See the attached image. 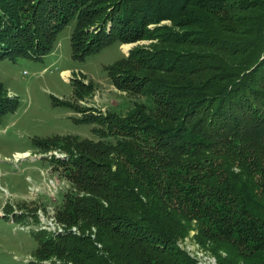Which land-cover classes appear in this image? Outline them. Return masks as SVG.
Returning a JSON list of instances; mask_svg holds the SVG:
<instances>
[{
  "label": "trees",
  "instance_id": "1",
  "mask_svg": "<svg viewBox=\"0 0 264 264\" xmlns=\"http://www.w3.org/2000/svg\"><path fill=\"white\" fill-rule=\"evenodd\" d=\"M29 1L19 24L17 7L0 0V59L50 52L73 20L72 50L83 57L120 38L87 37L86 26L100 22L97 6L112 0ZM128 2L116 13L124 28L132 17L135 25L170 19L187 30L171 43L188 48L157 51L146 68L139 58L116 61L108 75L125 65L139 76L114 80L137 97L129 109L87 115L95 139L53 137L74 152L57 162L71 187L59 193L56 220L68 229L54 238L39 231L37 256L197 264L176 244L194 230L217 264H264V0Z\"/></svg>",
  "mask_w": 264,
  "mask_h": 264
},
{
  "label": "rangeland",
  "instance_id": "2",
  "mask_svg": "<svg viewBox=\"0 0 264 264\" xmlns=\"http://www.w3.org/2000/svg\"><path fill=\"white\" fill-rule=\"evenodd\" d=\"M46 1L49 0H34L41 5ZM125 1L128 2L112 0L97 6L100 22L84 28L89 38L100 30L105 36L120 35L119 40L96 52L84 57L74 53L73 20L57 33L50 52L0 59V82L4 86L0 91V97H4L0 108L7 110L0 118V264H71L60 256L39 258L36 254L39 231L54 238L68 229L56 220L59 193L71 187L57 162L71 160L74 152L52 142L53 137L74 135L95 139L93 128L97 124L87 119V115L123 114L129 109L137 97L114 84L127 80L137 83L132 79L139 76L124 68L125 65L108 75V67L116 61L139 58L140 67L146 68L145 63H154L160 58L157 51L188 48L171 43L172 36L180 37L187 30L175 26L170 19L156 22L143 19L135 25L132 17V22L126 23L130 27L124 28L127 18L119 22L116 13ZM30 2L9 0L11 8L17 7L15 16L19 24L28 17L32 9L28 6ZM128 29L135 31L128 32ZM104 35L101 39H105ZM70 231L80 232L77 226ZM94 234L95 230L90 234L92 240ZM93 244L102 252L100 243L93 240ZM176 244L197 264H217L215 256L196 241L194 230L179 238Z\"/></svg>",
  "mask_w": 264,
  "mask_h": 264
},
{
  "label": "bare ground",
  "instance_id": "3",
  "mask_svg": "<svg viewBox=\"0 0 264 264\" xmlns=\"http://www.w3.org/2000/svg\"><path fill=\"white\" fill-rule=\"evenodd\" d=\"M125 48H127V46H125ZM64 75H67L68 72H63ZM64 228V227H63ZM72 228V227H71ZM63 230V229H62ZM63 232V231H62Z\"/></svg>",
  "mask_w": 264,
  "mask_h": 264
}]
</instances>
